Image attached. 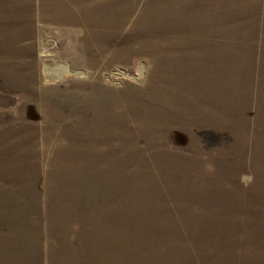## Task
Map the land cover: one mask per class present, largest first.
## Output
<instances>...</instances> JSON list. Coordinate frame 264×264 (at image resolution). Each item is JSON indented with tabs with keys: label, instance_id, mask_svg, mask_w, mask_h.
Here are the masks:
<instances>
[{
	"label": "rangeland",
	"instance_id": "rangeland-1",
	"mask_svg": "<svg viewBox=\"0 0 264 264\" xmlns=\"http://www.w3.org/2000/svg\"><path fill=\"white\" fill-rule=\"evenodd\" d=\"M0 264H264V0H0Z\"/></svg>",
	"mask_w": 264,
	"mask_h": 264
},
{
	"label": "bare ground",
	"instance_id": "bare-ground-1",
	"mask_svg": "<svg viewBox=\"0 0 264 264\" xmlns=\"http://www.w3.org/2000/svg\"><path fill=\"white\" fill-rule=\"evenodd\" d=\"M55 68H50V73H52V72H55V70H54ZM67 68L66 67H64V69L63 70H66Z\"/></svg>",
	"mask_w": 264,
	"mask_h": 264
}]
</instances>
